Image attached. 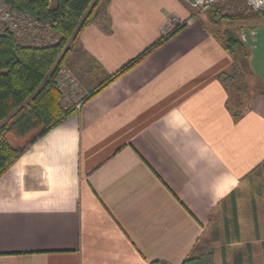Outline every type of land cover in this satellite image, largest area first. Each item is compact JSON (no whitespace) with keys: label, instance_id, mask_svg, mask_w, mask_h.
<instances>
[{"label":"crops","instance_id":"obj_1","mask_svg":"<svg viewBox=\"0 0 264 264\" xmlns=\"http://www.w3.org/2000/svg\"><path fill=\"white\" fill-rule=\"evenodd\" d=\"M193 6L109 0L81 29L75 111L0 177V264H181L214 252L203 240L234 200L239 239L238 194L264 164V23L239 30L260 83L235 98L238 68Z\"/></svg>","mask_w":264,"mask_h":264},{"label":"trees","instance_id":"obj_2","mask_svg":"<svg viewBox=\"0 0 264 264\" xmlns=\"http://www.w3.org/2000/svg\"><path fill=\"white\" fill-rule=\"evenodd\" d=\"M4 1L11 8L47 24L56 36L50 43L37 45L20 41L11 32L0 35V177L30 144L63 123L75 111L74 108L63 104V93L57 79L81 29L95 18L96 10L103 2H109V0H57L53 7L50 4L51 0ZM261 12L246 7L244 0H224L207 11L211 29L232 55L236 69L241 65L246 67L250 57V51L241 39L239 30ZM223 21H226L228 26L217 29ZM180 27L160 37L128 62L122 70L100 83L95 91L133 66L176 33ZM256 88L264 95V85L258 84ZM240 113L238 109L234 115L238 116ZM8 135L18 140L32 136L24 146L14 147L9 142ZM232 211L233 224L238 231L235 200ZM181 264H215L214 252L191 255Z\"/></svg>","mask_w":264,"mask_h":264},{"label":"rangeland","instance_id":"obj_3","mask_svg":"<svg viewBox=\"0 0 264 264\" xmlns=\"http://www.w3.org/2000/svg\"><path fill=\"white\" fill-rule=\"evenodd\" d=\"M57 0H51V6H55ZM103 2L97 10L104 5ZM211 8V7H210ZM206 9L201 11L200 8L193 6L194 12L200 16V18L206 20L209 24L207 11L210 9ZM96 10V14H97ZM264 23V13L261 12L255 15L246 25L247 26H255ZM40 24L44 27L47 24H44L40 21ZM48 26V25H47ZM228 26L226 21L221 23V26L217 27V29H224ZM47 28V27H46ZM45 28V29H46ZM48 31L44 33L41 32L38 36L41 38H45L44 36ZM50 35L54 39L56 34L50 30ZM59 38V36H57ZM58 39H56L57 41ZM21 41V40H20ZM23 42H28L24 41ZM31 43V42H30ZM63 68H67L65 70H70L66 64H64ZM63 71V69H62ZM61 71V72H62ZM247 67L238 66V74H236V80L232 87V93L235 98L244 97V94H251L254 88V85L260 83L257 79L253 78L249 75ZM60 72V75H61ZM72 72V71H71ZM73 73V72H72ZM74 74V73H73ZM60 75L58 79L60 78ZM75 75V74H74ZM76 76V75H75ZM57 79V84L59 81ZM77 79V76H76ZM77 87H79L80 83L77 79ZM78 90L75 89L71 91L69 94H64L63 92V104L68 107L72 103H74L75 99L78 97ZM80 99V98H79ZM74 108V107H72ZM33 135V134H32ZM23 140L15 139L12 135H8V140H11L15 145L14 147H21L27 143V139ZM253 205L256 207L257 217L259 218V223L257 227H255L253 218L254 211ZM231 202L228 201L225 206H222L218 213L215 216L214 223L210 226V230L207 234V239L203 240V243L207 247H212L214 250V259L215 264H223L222 252L225 249L226 254V264H236L237 260H241L242 264H264V168L263 165L258 169L248 182L243 186L242 190L238 194V214L241 220V231L239 239H235V233L233 231V222H232V207ZM225 219L229 220V228L231 230L230 239L227 237L225 231ZM227 226V225H226ZM231 240V242H229Z\"/></svg>","mask_w":264,"mask_h":264},{"label":"built area","instance_id":"obj_4","mask_svg":"<svg viewBox=\"0 0 264 264\" xmlns=\"http://www.w3.org/2000/svg\"><path fill=\"white\" fill-rule=\"evenodd\" d=\"M222 1L224 0H194L193 5L200 8L201 11H204ZM244 5L253 11L264 10V0H244ZM45 31H48L44 35H48L47 37L41 38L38 36L41 32L44 33ZM6 32L13 33L21 41H28L37 45L47 44L53 41L49 26L46 25L44 27L35 17L13 9L4 0H0V35ZM65 69L67 68H63L58 79V86L64 94H69L71 91L77 90L78 83L76 76L71 70ZM81 103L79 101L75 108H79Z\"/></svg>","mask_w":264,"mask_h":264},{"label":"water","instance_id":"obj_5","mask_svg":"<svg viewBox=\"0 0 264 264\" xmlns=\"http://www.w3.org/2000/svg\"><path fill=\"white\" fill-rule=\"evenodd\" d=\"M191 1L193 2L194 0H191ZM262 12L264 13V10Z\"/></svg>","mask_w":264,"mask_h":264}]
</instances>
